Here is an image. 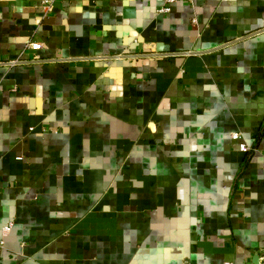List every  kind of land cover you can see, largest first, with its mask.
<instances>
[{"label":"crops","instance_id":"1","mask_svg":"<svg viewBox=\"0 0 264 264\" xmlns=\"http://www.w3.org/2000/svg\"><path fill=\"white\" fill-rule=\"evenodd\" d=\"M163 6L0 0V264H261L264 0Z\"/></svg>","mask_w":264,"mask_h":264},{"label":"built area","instance_id":"2","mask_svg":"<svg viewBox=\"0 0 264 264\" xmlns=\"http://www.w3.org/2000/svg\"><path fill=\"white\" fill-rule=\"evenodd\" d=\"M196 0H164V6L160 9V13H166V12H169L171 7L173 5H175L176 3H179V2H186V3H190V4H193ZM42 45L41 43H38V42H31L29 43V45L27 46V50L28 51H40L42 49ZM231 137L234 139V140H239L241 137H240V134L239 133H233L231 135ZM241 149L245 152L249 151V148L247 146H245L244 144L241 145ZM12 227H13V224H9L6 228H5V232L9 233L11 230H12ZM260 261H261V264H264V247L263 249H261V255H260Z\"/></svg>","mask_w":264,"mask_h":264},{"label":"water","instance_id":"3","mask_svg":"<svg viewBox=\"0 0 264 264\" xmlns=\"http://www.w3.org/2000/svg\"><path fill=\"white\" fill-rule=\"evenodd\" d=\"M187 53H168V54H164V55H167V56H173V55H185ZM192 54H195V53H192Z\"/></svg>","mask_w":264,"mask_h":264}]
</instances>
